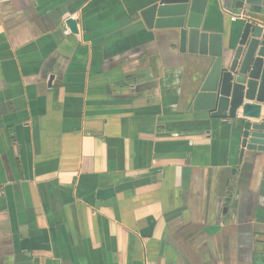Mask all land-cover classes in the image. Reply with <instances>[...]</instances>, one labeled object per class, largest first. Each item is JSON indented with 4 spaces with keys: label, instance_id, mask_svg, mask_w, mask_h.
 <instances>
[{
    "label": "crops",
    "instance_id": "crops-1",
    "mask_svg": "<svg viewBox=\"0 0 264 264\" xmlns=\"http://www.w3.org/2000/svg\"><path fill=\"white\" fill-rule=\"evenodd\" d=\"M155 1L0 0V264H264V152L192 110L214 58ZM236 1L202 25L227 61Z\"/></svg>",
    "mask_w": 264,
    "mask_h": 264
},
{
    "label": "water",
    "instance_id": "water-1",
    "mask_svg": "<svg viewBox=\"0 0 264 264\" xmlns=\"http://www.w3.org/2000/svg\"><path fill=\"white\" fill-rule=\"evenodd\" d=\"M208 1L157 0L140 14L149 28L179 29L182 53L214 58L192 110L209 112L214 118H237L241 110L244 117L241 157L245 150L264 152V117L261 118L264 104V8L254 1H236L235 13L239 15L246 8V17L227 61L223 34L202 30ZM67 24L73 32H78L74 19H69ZM114 195V188L98 191L99 199Z\"/></svg>",
    "mask_w": 264,
    "mask_h": 264
},
{
    "label": "built area",
    "instance_id": "built-area-1",
    "mask_svg": "<svg viewBox=\"0 0 264 264\" xmlns=\"http://www.w3.org/2000/svg\"><path fill=\"white\" fill-rule=\"evenodd\" d=\"M238 17L245 18L246 17V14L243 11H241V13L239 15L232 17V19L233 20H236Z\"/></svg>",
    "mask_w": 264,
    "mask_h": 264
}]
</instances>
